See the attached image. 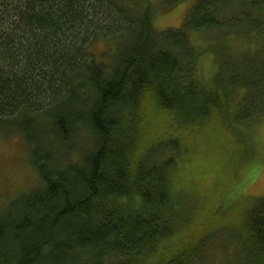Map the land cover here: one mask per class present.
<instances>
[{
  "label": "trees",
  "instance_id": "trees-1",
  "mask_svg": "<svg viewBox=\"0 0 264 264\" xmlns=\"http://www.w3.org/2000/svg\"><path fill=\"white\" fill-rule=\"evenodd\" d=\"M179 1L0 0V134L22 138L42 181L0 212V264H195L218 233L236 237L241 264H264V196L243 198L229 226L209 213L211 235L198 223L178 234L192 210L174 212L168 190L179 138L146 135L160 117L203 128L215 113L234 136L264 115V46L235 56L217 44L205 83L189 39L223 29L264 45V0H189L179 26L157 29Z\"/></svg>",
  "mask_w": 264,
  "mask_h": 264
},
{
  "label": "rangeland",
  "instance_id": "rangeland-1",
  "mask_svg": "<svg viewBox=\"0 0 264 264\" xmlns=\"http://www.w3.org/2000/svg\"><path fill=\"white\" fill-rule=\"evenodd\" d=\"M191 2L181 0L171 8L167 7V11H158L154 18L155 27L163 29L179 26L187 15ZM157 5L165 6V0H157ZM222 30L189 33L191 44L199 52L198 70L205 83H210L215 70L210 52L216 49L217 44L223 42L235 56L246 53L253 55L264 46L255 36L244 39L232 34L223 35ZM106 44L107 42L98 40L91 50L99 53L106 50ZM243 94L241 89L232 93L231 98L223 105L224 113L221 116L231 119ZM225 106L231 111L230 117L227 116ZM206 121L203 128L189 124L169 126L170 121L160 117L148 121L146 129L147 138L150 139L155 136L163 140L173 139L175 136L179 138L175 161L165 169L168 173V190L173 198L174 212L176 210L183 213L187 208L192 210L189 214H178L181 223L178 234L190 231L196 223L207 233L215 229V224L201 222L215 211L221 217L216 223L232 225L235 215H239V203H242V208L247 205L243 204V198L264 196V115L253 116L245 123L236 122L234 136L225 131L215 113ZM79 136L85 141L84 131H80ZM25 146L19 136L3 137L0 134V212L5 211L7 203L19 192L42 186L39 175L31 166ZM176 236H173L172 241ZM224 239L225 234L221 233L212 237L201 250L195 264L243 263L244 257L236 237Z\"/></svg>",
  "mask_w": 264,
  "mask_h": 264
}]
</instances>
